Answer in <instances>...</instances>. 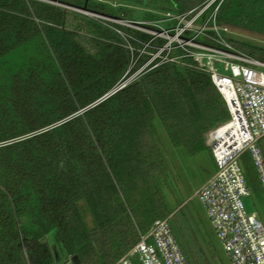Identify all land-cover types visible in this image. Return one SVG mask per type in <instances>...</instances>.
Returning <instances> with one entry per match:
<instances>
[{
	"label": "trees",
	"instance_id": "16d2710c",
	"mask_svg": "<svg viewBox=\"0 0 264 264\" xmlns=\"http://www.w3.org/2000/svg\"><path fill=\"white\" fill-rule=\"evenodd\" d=\"M119 1L183 12L206 0ZM84 5L136 19L109 0H0V264H55L52 231L81 264L115 263L174 212L157 121L193 155L230 117L209 74L175 63L106 97L149 57L130 70L132 36L148 37L70 7ZM218 21L264 35V0H224ZM233 43L264 60V46ZM180 244L190 264H210Z\"/></svg>",
	"mask_w": 264,
	"mask_h": 264
},
{
	"label": "built area",
	"instance_id": "2783aa9c",
	"mask_svg": "<svg viewBox=\"0 0 264 264\" xmlns=\"http://www.w3.org/2000/svg\"><path fill=\"white\" fill-rule=\"evenodd\" d=\"M103 1V0H101ZM224 0H206L183 12L162 11L153 19H109L147 35L132 36L133 67L148 59L111 91L116 92L146 71L175 63L209 74L224 97L230 117L211 140L215 172L197 190L232 264H264V221L248 212L250 195L241 157L252 155L264 191V60L233 43L229 25L218 21ZM126 39L128 35L117 29ZM161 40V42H159ZM136 53V56H135ZM113 264H190L171 226L170 217L156 219L147 232Z\"/></svg>",
	"mask_w": 264,
	"mask_h": 264
},
{
	"label": "rangeland",
	"instance_id": "374dc122",
	"mask_svg": "<svg viewBox=\"0 0 264 264\" xmlns=\"http://www.w3.org/2000/svg\"><path fill=\"white\" fill-rule=\"evenodd\" d=\"M116 5L134 8L136 19L145 18L146 13L162 12L145 7L138 3L109 0ZM234 39L264 46V35L253 31L229 25ZM133 68L131 64L130 70ZM132 72L129 73L131 75ZM229 120V119H228ZM218 123L206 136L208 148L189 154L184 147H175L160 121H157L159 139L168 164V180L164 183V190L172 208L170 216L171 226L184 246H191L203 252L210 264H232L221 241L219 240L212 222L200 199L197 190L215 172L217 166L213 158L210 143L222 130L228 121ZM241 163L246 175V183L250 195L244 197L248 212L256 211L264 221V191L261 186L257 169L251 152L246 150ZM48 242L55 257V264H81L76 255L67 253L55 239V231L48 234Z\"/></svg>",
	"mask_w": 264,
	"mask_h": 264
},
{
	"label": "water",
	"instance_id": "95a60500",
	"mask_svg": "<svg viewBox=\"0 0 264 264\" xmlns=\"http://www.w3.org/2000/svg\"><path fill=\"white\" fill-rule=\"evenodd\" d=\"M71 8H73V9H75V10H78V11H81V12H84V13H86V14H95V15H98V16H101V17H105V18H111V19H121V18H119V17H111V16H108V15H106V14H104V13H99V12H97V11H94V10H91V9H89L88 7H87V5H84L83 7H75V6H70ZM110 94H112V92H110V93H108L107 95H106V97L107 96H109Z\"/></svg>",
	"mask_w": 264,
	"mask_h": 264
}]
</instances>
